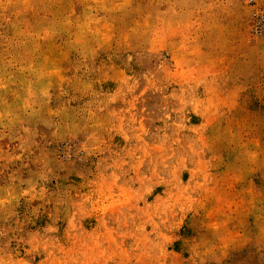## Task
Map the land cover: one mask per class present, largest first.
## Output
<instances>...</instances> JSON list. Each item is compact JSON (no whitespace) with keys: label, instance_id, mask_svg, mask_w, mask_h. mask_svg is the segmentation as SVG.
Returning <instances> with one entry per match:
<instances>
[{"label":"rangeland","instance_id":"374dc122","mask_svg":"<svg viewBox=\"0 0 264 264\" xmlns=\"http://www.w3.org/2000/svg\"><path fill=\"white\" fill-rule=\"evenodd\" d=\"M0 264H264V0H0Z\"/></svg>","mask_w":264,"mask_h":264},{"label":"built area","instance_id":"2783aa9c","mask_svg":"<svg viewBox=\"0 0 264 264\" xmlns=\"http://www.w3.org/2000/svg\"><path fill=\"white\" fill-rule=\"evenodd\" d=\"M259 23H260V21H259Z\"/></svg>","mask_w":264,"mask_h":264}]
</instances>
